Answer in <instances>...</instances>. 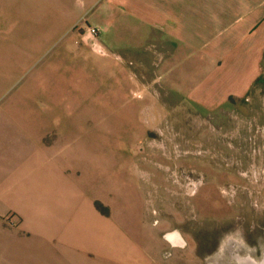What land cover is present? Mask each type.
<instances>
[{"label":"rangeland","instance_id":"rangeland-1","mask_svg":"<svg viewBox=\"0 0 264 264\" xmlns=\"http://www.w3.org/2000/svg\"><path fill=\"white\" fill-rule=\"evenodd\" d=\"M37 17L32 12V19ZM34 22L38 21L32 23L38 29ZM262 22L256 13L255 20L246 15L229 19L221 29L209 25L206 30L213 31L215 42L209 48L212 58L207 60L214 69L199 72L192 61L185 91L167 83L168 73L159 66L166 59L159 67L152 62L151 45L156 40L151 38L158 35L160 41L163 29L144 28L140 51L144 59L137 56L128 63L126 88L119 95H110L96 75L92 91L82 100L76 93L67 96L73 99L68 106H37L39 94L31 96L34 118L28 124L27 154L24 161H16L15 187L8 197L0 193V199L7 197L4 205L9 208L4 224L18 232L41 214L72 212L79 230L91 233L101 222L98 213L111 211L123 215L121 221L110 223L112 245L132 244L130 230L161 239L165 229L178 226L185 228L198 251L211 249L201 264H250L238 263L236 258L226 261L227 245L234 247L233 254L240 259L254 256L261 261ZM8 25L2 21L0 29ZM79 32L89 51L106 53L88 28ZM157 46L161 49L166 43ZM115 50L122 55L126 51ZM157 72L161 82L154 76ZM252 73L254 89L241 95L236 84L245 83ZM155 142L169 149L164 151ZM22 170L25 178L20 176ZM231 226L234 232L227 234ZM215 256L220 260H213Z\"/></svg>","mask_w":264,"mask_h":264},{"label":"crops","instance_id":"crops-1","mask_svg":"<svg viewBox=\"0 0 264 264\" xmlns=\"http://www.w3.org/2000/svg\"><path fill=\"white\" fill-rule=\"evenodd\" d=\"M13 1L4 5L0 0V22H9L7 29H0V193L7 197L16 185V161H24L27 154L28 124L34 118L30 98L35 93L39 98L34 105L66 106L73 100L69 96L76 93L82 100L90 93L97 75L110 95H119L126 88L128 63L137 56V60L144 59L140 52L144 28L163 29L160 41L158 35H152L151 40H156L151 45L152 62L158 66L166 59L159 66L168 73L167 83L174 90L185 91L192 61L199 72L214 69L207 60L215 42L213 31L206 30L209 25L221 29L229 19L246 15L255 20L257 13L264 33V0ZM32 12H37V20L32 19ZM33 21H38L34 22L38 29ZM88 27L98 29L96 39L106 53L91 52L80 41L79 30ZM159 42L166 47L159 49ZM116 47L126 50L125 56ZM260 67L259 73L264 66ZM154 76L161 82L162 75L157 72ZM249 77L236 84L241 95L254 89L256 76ZM20 176L25 178L26 171ZM7 197L0 199V264H201L211 251H198L185 228L178 226L165 229L161 239L130 230L132 244L112 245L110 223L112 219L121 221L123 215L111 211L98 213L101 222L91 233L79 230L72 212L41 214L32 219L30 227L16 232L3 222L9 213L4 205ZM146 238L154 242L144 244ZM233 251L227 245L225 252L231 255L226 261L236 258L238 263L264 264V255L261 261L254 256L243 260Z\"/></svg>","mask_w":264,"mask_h":264},{"label":"built area","instance_id":"built-area-1","mask_svg":"<svg viewBox=\"0 0 264 264\" xmlns=\"http://www.w3.org/2000/svg\"><path fill=\"white\" fill-rule=\"evenodd\" d=\"M88 33L91 35V37L93 39H95V37H97V29L94 27H88Z\"/></svg>","mask_w":264,"mask_h":264},{"label":"bare ground","instance_id":"bare-ground-1","mask_svg":"<svg viewBox=\"0 0 264 264\" xmlns=\"http://www.w3.org/2000/svg\"><path fill=\"white\" fill-rule=\"evenodd\" d=\"M153 142V141H152ZM154 144H156V146L158 147V146H160V147H162L163 149H164V151H167L169 148H166V146H164V145H162V144H158L157 142H155ZM153 143L151 144L152 145V147H154L155 145H154ZM166 145V144H165ZM155 146V147H156ZM151 147V146H150Z\"/></svg>","mask_w":264,"mask_h":264},{"label":"flooded vegetation","instance_id":"flooded-vegetation-1","mask_svg":"<svg viewBox=\"0 0 264 264\" xmlns=\"http://www.w3.org/2000/svg\"><path fill=\"white\" fill-rule=\"evenodd\" d=\"M234 229L235 228H233L232 226L231 227H229V228H227V230H226V232H227V234L229 233V232H234ZM218 240H221V238H218Z\"/></svg>","mask_w":264,"mask_h":264}]
</instances>
